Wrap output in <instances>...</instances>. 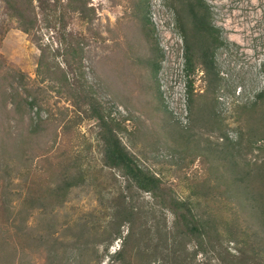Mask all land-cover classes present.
Instances as JSON below:
<instances>
[{"label":"rangeland","instance_id":"obj_1","mask_svg":"<svg viewBox=\"0 0 264 264\" xmlns=\"http://www.w3.org/2000/svg\"><path fill=\"white\" fill-rule=\"evenodd\" d=\"M49 1L53 3L54 0ZM66 1L58 0L57 11L64 18L57 25L49 22L50 16L46 19L36 9L38 26L29 36L21 32L15 21L8 17L0 0L1 59L8 66L18 68L27 78L35 79L39 49L33 39L48 47L50 51H46L51 55L59 47V42L67 39V33L72 31L79 38L84 52L82 71L85 86L91 89L92 97L104 110L107 120L111 119L131 132L129 135L120 134V140L139 167L160 177L172 197L178 201H190L198 215L213 216L221 231L224 221L234 223L237 219L239 229L246 230L251 244L258 247L256 264H264V237L259 234L252 236L255 233L252 228L255 227L245 212L240 210L242 203L221 194L220 186L216 191L211 190L216 187L214 178L223 171V167L216 165V160L209 155V150L219 151L220 131L229 140L237 141L240 125L235 120V107L252 103L264 87V72L261 69L264 60V0H201L208 9L212 27L218 32L217 40L221 42L214 55L221 82L215 94L212 112L215 115L209 119L211 115L208 118L201 113L191 115L185 71H180L178 67L180 74L175 76L169 72L167 81L171 82V97L188 112L190 123L187 128L180 127L174 121L168 110L169 101L165 100L159 88L157 75L160 65L163 61L168 63L169 57L158 40L155 25L148 18L149 0L145 6L140 5L139 10L133 7L143 0H71V5L85 4L81 15L72 13ZM188 1L194 0H164L165 7L174 17L181 39V43H175L181 46L183 55L185 40L180 24L185 21L188 24L190 20L189 14L187 17L183 14L186 13L184 8ZM142 10L146 12L148 27L152 29L150 34L160 53L157 60L159 69L154 79L158 90L156 95L144 91V84L151 75L150 63L155 60L145 39L144 26L139 20ZM187 34L189 37V30ZM191 38H196V35L192 34ZM170 41L167 40V45ZM183 59L184 56L182 62ZM57 60L59 62L61 58ZM204 78L200 68L192 77V95L198 105H203L196 95L205 90ZM98 130L96 121H85L80 125L81 136L77 138V145L82 152V168L88 171L87 179L70 190L63 206L55 208L48 215L24 211L26 191L20 180L22 178H16L19 170L10 172L15 164H8L11 184L8 187L5 181L4 186L8 188L6 193L11 201L13 218L17 222L19 218H24L33 239L43 237L51 243L55 242L58 248L56 261L60 264H110L115 254L123 249L124 238L131 226V223H124L120 227L121 235L115 236L112 225L114 208L118 196L126 194V182L120 172L102 165L100 143L96 138ZM179 138L187 139L185 149L177 147ZM195 153L198 156L187 167L186 161ZM238 157L244 168L247 163L262 161L264 154L242 150ZM212 165L217 169H212ZM211 170L217 174H212ZM131 203L137 212L132 228L136 235L126 243L132 264L219 263L215 250L210 248L205 254L197 252L193 256L196 252L193 240L176 235L173 213L161 209V204L153 201L150 195L135 191ZM84 226L93 227L98 233H86L80 228ZM30 257L32 264L47 262L44 250H31Z\"/></svg>","mask_w":264,"mask_h":264},{"label":"trees","instance_id":"obj_2","mask_svg":"<svg viewBox=\"0 0 264 264\" xmlns=\"http://www.w3.org/2000/svg\"><path fill=\"white\" fill-rule=\"evenodd\" d=\"M1 1L8 17L15 21L21 32L29 36L38 26L36 9L46 19L50 16L49 22L56 23L55 25L64 18L57 11L58 0L53 3L49 0ZM70 1H66L69 10L81 15L85 4L76 6L71 5ZM146 2L147 0L136 2L133 8L139 10L140 5L145 6ZM47 7L48 12L45 14ZM186 8L184 10L187 14H183L186 17L189 14L190 20L188 24L186 21L182 22L180 29L185 40L184 71L188 78V103L191 115L198 116L201 113L207 118L211 115L209 119H212L215 115L212 113L215 94L221 82L214 55L221 42L217 40L218 32L212 27L208 9L201 0L186 2ZM139 18L155 60H151V75L144 84V91L156 95L158 90L154 79L159 69L157 60L160 53L150 34L152 29L148 27L146 12L142 10ZM192 34L196 38L192 39ZM67 36L62 43L59 42V47L51 55L47 53L50 51L48 47L33 39L39 49L35 79L27 78L18 68L8 66L0 57V264H32L31 250H44L46 264H60L56 261L58 248L55 242L51 243L43 237L33 239L31 231L25 226L24 218H19V222L13 218L11 201L6 193L8 188L4 186V182L8 187L11 184L12 177L7 168L9 162H13L15 166L10 172L19 170L16 178H22L20 180L26 191L23 200L25 212L48 215L55 208L63 206L70 190L87 179L88 171L82 168V152L77 145V138L81 136L79 127L85 121H96L99 127L96 138L100 143L102 165L120 172L126 182L124 192L128 195L121 193L114 208L112 225L115 236L121 235L120 227L124 223H131V226L124 238L123 249L115 254L110 264H132L126 243L136 235L132 228L137 212L131 203L135 191L150 195L153 201L161 204V209L173 213L176 235L184 239L191 238L194 242L196 252L193 256L197 252L205 254L210 248L215 250L218 264H256L258 247L251 244L246 230L239 229L237 219L234 223L224 221L221 231L213 216L198 215L190 201H178L167 192L160 177L139 167L120 140V134L129 135L131 132L113 120H107L104 110L92 97L91 89L85 86L82 71L84 52L79 38L72 31ZM194 44L197 46H193ZM58 57L61 58L59 62ZM198 68L205 75V90L196 95L203 105H198L192 95V77ZM261 69L264 72V60ZM234 113L235 120L240 125L237 141L229 140L220 131L219 151L209 150V155L216 160V165L223 167V171L214 178L216 187L208 188L216 191L220 186L221 194L239 200L242 203L240 210L245 212L249 222L255 227L252 228L255 229L252 236L259 234L264 237V159L258 163H247L243 168L238 157L242 150L264 154V87L256 94L252 103L236 106ZM176 143L178 148L185 149L187 139L179 138ZM197 156L196 153L192 155L185 165L188 167ZM215 168L213 166L212 169L216 170ZM214 170L211 173L217 174ZM80 228L86 233H98L93 227Z\"/></svg>","mask_w":264,"mask_h":264},{"label":"built area","instance_id":"obj_3","mask_svg":"<svg viewBox=\"0 0 264 264\" xmlns=\"http://www.w3.org/2000/svg\"><path fill=\"white\" fill-rule=\"evenodd\" d=\"M148 18L155 25L158 33V40L166 51L169 62H161L158 72V82L160 91L168 102V110L172 114L174 121L182 128L189 126V117L186 108L180 105L177 100L172 99L170 92V81H167L169 72H173L176 76L177 68L180 67V71L184 70L185 59H183V50L180 45H177L175 41L181 43L180 35L177 33L174 17L172 13L165 7L164 0H149V13ZM171 41L167 45V40ZM180 49V51H178ZM180 74V73H178ZM177 98V94L174 95Z\"/></svg>","mask_w":264,"mask_h":264}]
</instances>
